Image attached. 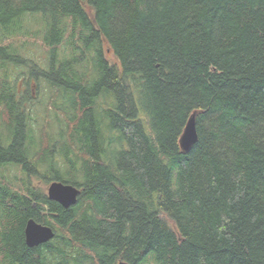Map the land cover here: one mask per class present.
Here are the masks:
<instances>
[{
    "label": "trees",
    "instance_id": "obj_1",
    "mask_svg": "<svg viewBox=\"0 0 264 264\" xmlns=\"http://www.w3.org/2000/svg\"><path fill=\"white\" fill-rule=\"evenodd\" d=\"M120 261L264 264V0H0V264Z\"/></svg>",
    "mask_w": 264,
    "mask_h": 264
},
{
    "label": "water",
    "instance_id": "obj_2",
    "mask_svg": "<svg viewBox=\"0 0 264 264\" xmlns=\"http://www.w3.org/2000/svg\"><path fill=\"white\" fill-rule=\"evenodd\" d=\"M197 133L195 126V113H192L187 119L183 131L179 138L180 147L188 150L196 141ZM79 194V189L71 184H64L59 181L49 183L47 187V196L49 199L58 202L63 207H69L74 204ZM52 229L46 225L36 223L29 219L24 226V240L28 246H36L44 243L53 237ZM125 264V263H118Z\"/></svg>",
    "mask_w": 264,
    "mask_h": 264
},
{
    "label": "rangeland",
    "instance_id": "obj_3",
    "mask_svg": "<svg viewBox=\"0 0 264 264\" xmlns=\"http://www.w3.org/2000/svg\"><path fill=\"white\" fill-rule=\"evenodd\" d=\"M29 53L30 54H32L35 58H38L39 56H40V53H41V51L39 50V47H35V52L34 51H29ZM38 184H39V182H38ZM42 186L44 187V190L47 192V187H48V184L47 185H43V183H42Z\"/></svg>",
    "mask_w": 264,
    "mask_h": 264
},
{
    "label": "bare ground",
    "instance_id": "obj_4",
    "mask_svg": "<svg viewBox=\"0 0 264 264\" xmlns=\"http://www.w3.org/2000/svg\"><path fill=\"white\" fill-rule=\"evenodd\" d=\"M188 118H189V117H188ZM179 138H180V137H179ZM179 146H180V144H179ZM180 148H181V147H180ZM181 150H182V151H187V150H183L182 148H181ZM76 200H77V199H76ZM75 203H76V202H75ZM75 203H74V204H75ZM46 226H47V225H46ZM48 227H50V226H48ZM50 228H51V227H50ZM51 229H52V228H51ZM52 231H53V230H52ZM120 262L127 264L126 262H123V261H120ZM120 262H118V263H120Z\"/></svg>",
    "mask_w": 264,
    "mask_h": 264
}]
</instances>
